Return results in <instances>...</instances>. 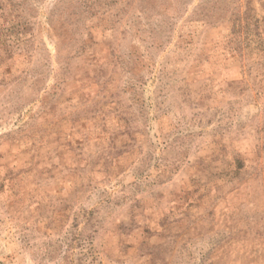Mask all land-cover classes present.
<instances>
[{
  "label": "rangeland",
  "instance_id": "1",
  "mask_svg": "<svg viewBox=\"0 0 264 264\" xmlns=\"http://www.w3.org/2000/svg\"><path fill=\"white\" fill-rule=\"evenodd\" d=\"M0 264H264V0H0Z\"/></svg>",
  "mask_w": 264,
  "mask_h": 264
}]
</instances>
